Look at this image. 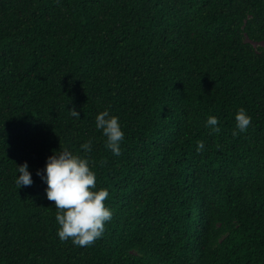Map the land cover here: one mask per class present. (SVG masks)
Wrapping results in <instances>:
<instances>
[{
    "label": "trees",
    "instance_id": "obj_1",
    "mask_svg": "<svg viewBox=\"0 0 264 264\" xmlns=\"http://www.w3.org/2000/svg\"><path fill=\"white\" fill-rule=\"evenodd\" d=\"M59 150L109 190L89 246L36 174ZM0 264H264V0H0Z\"/></svg>",
    "mask_w": 264,
    "mask_h": 264
},
{
    "label": "clouds",
    "instance_id": "obj_2",
    "mask_svg": "<svg viewBox=\"0 0 264 264\" xmlns=\"http://www.w3.org/2000/svg\"><path fill=\"white\" fill-rule=\"evenodd\" d=\"M71 114L80 118L79 111L75 109L71 110ZM251 119L244 109H240L235 116L237 128L242 132L246 131ZM218 124L215 116L207 119V125L214 131H219ZM96 128L107 138L106 147L114 155H119L121 142L125 137L120 118L105 109L96 116ZM203 148L204 144L200 142L197 150ZM81 149L90 152L91 140L82 144ZM17 171L15 182L19 188L33 183L27 162L17 166ZM36 174L46 182L47 199L53 201L57 209V235L61 241L71 239L73 244L85 247L102 236L106 223L112 218V211L105 204L109 190H97V177L89 159L68 150L54 151L47 158L45 168L37 170Z\"/></svg>",
    "mask_w": 264,
    "mask_h": 264
}]
</instances>
